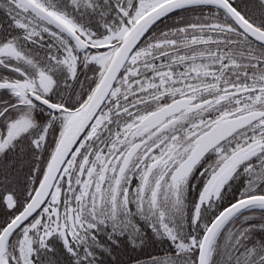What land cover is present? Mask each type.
<instances>
[{
  "label": "snow or ice",
  "instance_id": "1",
  "mask_svg": "<svg viewBox=\"0 0 264 264\" xmlns=\"http://www.w3.org/2000/svg\"><path fill=\"white\" fill-rule=\"evenodd\" d=\"M0 264H264V0H0Z\"/></svg>",
  "mask_w": 264,
  "mask_h": 264
}]
</instances>
